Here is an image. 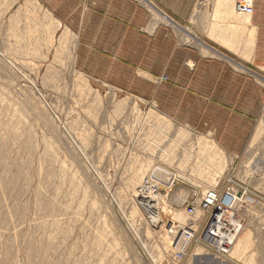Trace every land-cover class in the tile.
<instances>
[{"label":"rangeland","instance_id":"rangeland-1","mask_svg":"<svg viewBox=\"0 0 264 264\" xmlns=\"http://www.w3.org/2000/svg\"><path fill=\"white\" fill-rule=\"evenodd\" d=\"M64 14L0 0V264H167L165 230L187 220V194L230 179L246 190L227 217L235 255L191 248L185 263L264 264V121L247 154L229 163L214 146L212 160L211 137L81 73ZM148 174L170 182L159 212L138 194Z\"/></svg>","mask_w":264,"mask_h":264},{"label":"crops","instance_id":"crops-1","mask_svg":"<svg viewBox=\"0 0 264 264\" xmlns=\"http://www.w3.org/2000/svg\"><path fill=\"white\" fill-rule=\"evenodd\" d=\"M44 1L65 11L61 18L77 34L81 73L211 137L229 163L254 146L264 121V0H253L250 15L235 0L218 8L212 0Z\"/></svg>","mask_w":264,"mask_h":264},{"label":"built area","instance_id":"built-area-1","mask_svg":"<svg viewBox=\"0 0 264 264\" xmlns=\"http://www.w3.org/2000/svg\"><path fill=\"white\" fill-rule=\"evenodd\" d=\"M235 7L243 14H251L253 0H236ZM162 79L165 77L159 78ZM262 109L264 110V106ZM151 175L152 180L155 179V176ZM146 182L148 183V180L145 178ZM159 182L169 186L168 181ZM216 185L204 193L194 191L188 194L183 202V209L188 215L187 220L175 223L172 221L166 228L172 244L167 264H186L187 256L193 252L191 248H200L218 259L229 256L232 232H229L228 212L234 208L232 206L234 201H240L246 192L238 182L231 179L226 181L222 190ZM146 195H148L146 191L142 190L140 198L144 199ZM224 197H227V202L223 201Z\"/></svg>","mask_w":264,"mask_h":264},{"label":"bare ground","instance_id":"bare-ground-1","mask_svg":"<svg viewBox=\"0 0 264 264\" xmlns=\"http://www.w3.org/2000/svg\"><path fill=\"white\" fill-rule=\"evenodd\" d=\"M236 1V0H235ZM232 3H233V0H215V2H214V5H218V6H223V5H232ZM149 5V4H148ZM218 8V7H217ZM219 10V9H218ZM218 10H214V12H213V14H212V17L214 16V17H219V14L220 13H218L219 11ZM237 10V9H236ZM238 11V10H237ZM225 12V11H224ZM229 13V12H228ZM250 15V14H249ZM249 15H244V17L242 18V19H244V20H242L241 18H240V20L241 21H243L245 24H248L249 23V21H248V19H247V17L249 16ZM246 16V17H245ZM213 17V18H214ZM222 17V16H221ZM158 22V21H157ZM152 24V23H151ZM156 24V23H155ZM154 25V24H153ZM215 25V24H214ZM251 31H252V33H253V30H250V31H247V33H246V38H247V41H251ZM194 37V36H193ZM194 39V38H193ZM198 39V38H197ZM219 41H221V45H223L222 43H224V39H222L221 38V36L219 35ZM202 43V42H201ZM200 45V44H199ZM204 45V44H203ZM227 46H228V48H230V49H232V47H231V45H229V44H227ZM120 103V102H119ZM162 117V116H161ZM261 124L262 123H260V126H259V128L257 129V131L259 132L261 129H262V126H261ZM3 125V124H2ZM6 125V124H5ZM10 128H11V126H10ZM15 127H13L12 129H14ZM12 129H10V130H12ZM17 129V128H16ZM16 129H14V132H15V130ZM9 130V131H10ZM256 131V133H258ZM13 132V131H12ZM11 132V133H12ZM13 132V133H14ZM18 132V131H17ZM186 133L185 132H178V136H184ZM11 135V134H10ZM13 135H15V134H12L11 136H13ZM17 135V134H16ZM15 137H17V136H15ZM20 137V136H19ZM18 137V138H19ZM14 139V138H13ZM15 140H16V138H15ZM210 142V141H209ZM201 146H202V148L204 147L205 149H206V153L207 154H205L206 156H210L211 155V157H212V160H214V159H216L218 162H221V161H219V159H221L220 157H218L217 155H216V152H213V149H214V146H216V144H214L213 143V145H211L210 143H207V142H201ZM203 148V149H204ZM205 149L203 150L204 152H205ZM202 151V150H201ZM48 155V154H47ZM210 157V158H211ZM209 158V157H208ZM217 162V163H218ZM222 162H224L223 161V157H222ZM260 163H262V161H260L259 162V164ZM224 165V164H223ZM221 166V164L220 163H218L217 164V168H219ZM152 168V167H151ZM142 170V169H141ZM152 170H156L155 168H153V169H151V171ZM156 171H160V170H156ZM155 171V172H156ZM162 172V171H161ZM60 176H61V174H60ZM63 176V175H62ZM149 176V174L147 175V177ZM139 177H140V174L139 173H136V175H135V177H134V179L137 181V180H139ZM146 177V178H147ZM176 179V177H174V175H172V177H171V182H174L173 180H175ZM148 183L146 182V183H142L141 184V187H140V190H139V192H138V194H139V196H141V194H142V190H146V194H148V195H146L145 197L147 198H144L143 199V201H145L144 203H146L145 204V206H146V208H154V209H157V211H158V208L159 209H161V207L162 208H167L168 207V205H167V202H168V200L166 199L167 198V195H168V193H169V187L168 186H166V187H164L160 182L158 183V182H154L150 177H148ZM162 181V180H161ZM167 181H169V179L168 180H166V182ZM166 182H162V183H166ZM170 183V182H169ZM60 184V183H59ZM217 184V183H216ZM240 184V183H239ZM40 187V186H39ZM168 187V188H167ZM153 188H154V190H153ZM42 190V189H41ZM206 190H208V189H206ZM206 190H204V191H206ZM245 192H246V190H245ZM141 193V194H140ZM204 193V192H203ZM150 194V195H149ZM189 194V193H188ZM188 194H187V196H188ZM39 195V194H38ZM246 194H244L242 197H244ZM58 196V195H57ZM187 196H186V198H187ZM39 197V196H38ZM185 198V199H186ZM223 201L224 202H227V197H224L223 198ZM239 202V200H235L234 201V203H233V207H234V204L235 203H238ZM152 203V204H151ZM41 206V205H40ZM158 207V208H157ZM51 210H53V209H51ZM51 210H49V211H51ZM60 210V209H59ZM44 211V210H43ZM169 211V210H168ZM159 212V211H158ZM164 212H165V210H164ZM163 212H160L159 214H160V217L163 215L162 214ZM166 213V212H165ZM47 214V213H46ZM63 214V213H62ZM159 214L158 215H155L156 216V219L159 217ZM185 214H186V211H185ZM44 215V214H43ZM179 217H181V215H178ZM159 217V218H160ZM186 217L188 218V215L186 214ZM46 218V217H45ZM182 218H183V216H182ZM52 219V218H51ZM54 220H56V219H54ZM159 219H157L156 221H158ZM56 222V221H55ZM58 222V221H57ZM172 221L170 220V222L168 223V225H170V223H171ZM175 222H181V221H175ZM174 221H173V223H175ZM37 224V223H36ZM38 225H39V223H38ZM58 225H60V224H58ZM43 226V225H42ZM35 227V226H34ZM56 227V226H55ZM168 227V226H167ZM166 227V228H167ZM40 228V227H39ZM59 229V228H58ZM46 230V229H45ZM57 230V229H56ZM55 230V231H56ZM59 231H61V230H59ZM166 231V230H165ZM167 232V231H166ZM44 233V232H43ZM59 234V233H58ZM65 236V235H64ZM166 240L167 239H165L164 238V240H163V242H165V245H166V247L167 248H172V244H171V242H166ZM52 241V240H51ZM57 248V247H56ZM240 249V248H239ZM228 254L230 255V254H233V255H235L233 252H231V251H229L228 252ZM30 262V261H29ZM28 262V263H29ZM32 262V261H31Z\"/></svg>","mask_w":264,"mask_h":264}]
</instances>
